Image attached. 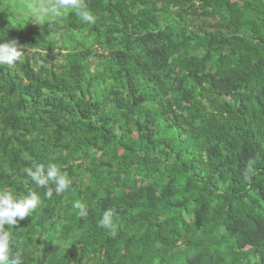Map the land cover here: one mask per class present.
<instances>
[{
	"label": "trees",
	"instance_id": "trees-1",
	"mask_svg": "<svg viewBox=\"0 0 264 264\" xmlns=\"http://www.w3.org/2000/svg\"><path fill=\"white\" fill-rule=\"evenodd\" d=\"M0 264H264V0H0Z\"/></svg>",
	"mask_w": 264,
	"mask_h": 264
}]
</instances>
